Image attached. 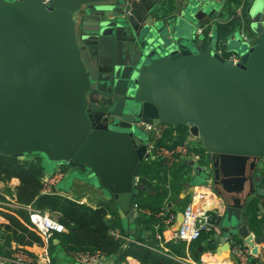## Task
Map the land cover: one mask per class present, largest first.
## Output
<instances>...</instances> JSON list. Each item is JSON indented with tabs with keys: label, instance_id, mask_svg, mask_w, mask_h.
Wrapping results in <instances>:
<instances>
[{
	"label": "water",
	"instance_id": "95a60500",
	"mask_svg": "<svg viewBox=\"0 0 264 264\" xmlns=\"http://www.w3.org/2000/svg\"><path fill=\"white\" fill-rule=\"evenodd\" d=\"M244 1L0 0V155L88 173L135 224L146 126H185L206 162L189 190L210 182L220 198L217 254L236 236L257 254L245 217L264 203V0Z\"/></svg>",
	"mask_w": 264,
	"mask_h": 264
},
{
	"label": "trees",
	"instance_id": "16d2710c",
	"mask_svg": "<svg viewBox=\"0 0 264 264\" xmlns=\"http://www.w3.org/2000/svg\"><path fill=\"white\" fill-rule=\"evenodd\" d=\"M222 28H224V26L220 27V29ZM231 55V53H227L225 56L229 58ZM162 127L163 129L160 135H154L152 138L155 145L154 148L156 149L162 147L169 149L176 148L183 144L189 136L188 128L185 126L162 125ZM159 128L160 127H158V129ZM176 129L180 132L178 138L173 136V132L176 131ZM192 150L196 153L204 154V148L202 152L197 147H193ZM158 161L159 162H151L148 164L144 163L142 165L140 170V182L144 183L145 186L148 182L151 186L150 181L153 182L162 174L168 173L165 162ZM187 166L188 163L184 162L181 168H186ZM170 171L173 172L174 168ZM168 177L169 174L165 176L167 179ZM14 178L20 180V185L15 190V196L20 203L24 205L32 204L52 215H59L57 221L65 227L66 232L55 234V239H58L59 243L55 244V241L52 240L50 242L51 249L55 250L60 248L68 257L69 255L75 257L77 254L86 252H99L105 259L114 260L115 262L132 256L138 259L142 264H179L172 259L161 256L151 248L142 245L141 241H143V238L138 236V230L130 234L124 229L123 225L120 223L121 219L117 211L113 209L115 206L113 200H111L109 204H102L94 209L87 204L79 203L76 200L65 198L57 194H42L45 169L40 155L26 156L24 159L0 155V182L7 183ZM174 183L178 195L181 191V186L179 185L180 179L175 178ZM156 187L163 193L161 196H167L169 193V187L166 183L159 184ZM140 195L141 191L139 192L135 204H137L141 210H149L153 214L152 217H148L142 211L138 214L136 220L138 225L142 226L144 231L151 232V236L145 237L147 241L143 242L157 245L158 242L155 239V229L152 227L154 223L159 222L161 225L160 230L162 231V220L156 219V214L164 211L163 201H161L162 198L151 196L140 199ZM143 195L146 196V193ZM188 202L189 200L187 203ZM251 209V212L254 213L253 211L258 209V204L253 203ZM108 215L112 216V220H107ZM24 216L26 217L25 214ZM1 217H3L8 224H0V229L3 227L5 232H9L11 236L8 235L4 244L0 242V257L9 258L11 256L8 249L13 240L18 243L27 240L29 245L43 244L42 240L35 233L24 227L14 216L3 214ZM130 238H133L135 242L126 240ZM150 239H153L152 242L149 241ZM185 245L184 242H172L168 245L169 253L175 257H184ZM211 246L214 247L213 245ZM74 262L78 264L77 261ZM55 264H57L56 259Z\"/></svg>",
	"mask_w": 264,
	"mask_h": 264
},
{
	"label": "crops",
	"instance_id": "0c3cea01",
	"mask_svg": "<svg viewBox=\"0 0 264 264\" xmlns=\"http://www.w3.org/2000/svg\"><path fill=\"white\" fill-rule=\"evenodd\" d=\"M250 0H245L244 4L245 6H247L248 2ZM228 19V18H226ZM220 20L218 24H223L225 22H227V20ZM230 20V19H229ZM160 128L159 130V134H155L156 136L160 135V132L162 131L163 127L159 126ZM179 130V129H178ZM179 133L176 129V131L173 132V136L175 138H178ZM188 138H192L189 130H188ZM155 146L154 145V141L151 140V147ZM191 147H190V151H191ZM44 160V159H43ZM42 160V161H43ZM162 161V160H161ZM151 162H159L158 160H152L150 158H146L144 163H151ZM166 163V161H164ZM185 161L180 160L179 158H175V160L173 161V165L172 166H167V172L166 174H162L159 178H156L153 182L150 181L151 186L147 184L145 186L144 183L140 182V174L136 179V182L138 184H142L146 189L141 191V195H140V199H144L145 197H161V201H163V210L159 212L158 214H156V219L158 220H162V231L160 230V223H154L153 224V229H155V239L158 242L157 245H152V244H148L147 242H143V241H147L145 239V237H149L151 236V232L148 231H144L142 226H139L137 221L135 222V224L131 223L130 219L128 217H122L121 213H120V206L117 203V201L113 200V202H115V208L117 211L118 216L120 217L121 221V225H123L124 229H126L130 234H133L135 232H137L138 230V236H140L141 238H143V241H141L142 245H145V247H149L152 250H154L155 252L157 251L161 256L166 257L167 259H172L174 262L179 263V264H222L225 261L229 260L231 263L233 264H237L236 260L234 258L231 257L230 253L229 254H224V255H220L217 254V249L220 248V244H216L211 242L212 238H213V233L207 231L206 233H204L202 235V237L188 245H185V256L184 257H175L171 254H164L165 252H161V246L162 245H166L168 247V245L173 241V235L174 232L177 230L178 228V217L179 214L183 213L184 208L187 204V201L189 200L190 197V192H192V188L189 190V186L188 184L192 181V178L195 176V168L191 165V162L193 161H189L188 166L186 168H181L182 163H184ZM195 165L198 166H206V162L205 159H201L198 161L194 162ZM167 164V163H166ZM43 167L45 169V178L43 179V181L51 176L50 173L47 171V167L43 162ZM174 168V171L171 172L170 170ZM170 171V172H169ZM259 171H260V175H262L264 177V161L260 164L259 166ZM167 174H169L168 179L165 178V176H167ZM175 178H179L180 179V183L179 185L181 186V191L179 192V194L177 195L176 193V186H175ZM138 180V181H137ZM62 182V181H61ZM60 182V183H61ZM59 183V184H60ZM166 183L167 186L169 187V193L167 194V196H161L163 195V193L161 192V190L157 189V185L159 184H163ZM59 184L55 187V194L63 196L65 198H69L71 199L70 195L72 196L73 194V190H70L68 188L64 187H60ZM262 184L264 185V179L262 181ZM20 185V180L18 178H14L11 181L7 182V183H2L0 182V192H2L5 196L7 197H16L15 196V190L16 188ZM91 186V192L89 193H83L81 194V196L77 197L80 199V203L83 204H87L89 206H91L92 208L96 209L97 207L101 206L102 204H108V200L110 201L111 199H109L105 193H103L102 191L98 190V188H96L95 186H93L92 184H89ZM205 185H209L210 187H212L214 190L215 188L210 184V182H207L205 184H201L198 186H205ZM146 193V196H144L143 194ZM216 193V191H215ZM217 197V202L220 203V198L218 196V194H216ZM182 199L179 202V199ZM99 199L101 200L99 201ZM97 201V203H96ZM263 201L261 199H255L254 198V203L258 204V209L254 210V213H250L249 216L245 217V225H247V228L250 232V234H252L254 237H259V236H263L264 235V203H262ZM91 203V204H90ZM135 204V203H134ZM220 210V204H219V209ZM142 211L144 212V214H146L148 217H152V213L149 210H141V209H137V215L139 214V212ZM164 213V217L161 216V214ZM219 213V212H218ZM24 214L26 215V217L24 216ZM3 215V214H2ZM0 214V224H4L7 225L8 223L6 222V220L1 217L2 216ZM175 216V220L171 221L169 224L165 223V221H163L164 218L168 217V216ZM217 215V214H216ZM15 218H17L24 227L28 228V214L26 211H20L19 213H16L15 215H13ZM112 216L108 215L107 220H112L111 219ZM150 226V225H149ZM151 229V227H150ZM157 234H160L162 236L163 239H158L157 238ZM8 235L11 236V234L9 232H5V229L2 227V229H0V242L2 244L5 243ZM236 238V240L247 243V238L242 237V236H236L234 237ZM148 239V238H147ZM54 241L56 240L55 237L53 239ZM129 242H135L133 240V238L131 239H126ZM153 239H150L149 241L152 242ZM58 244V243H55ZM211 245H213L214 247H212ZM202 246L203 249H200V247ZM193 247V248H192ZM21 249L24 250L26 253H28L30 256H32L35 260V262L37 264H55V259L57 261V264H61V259L65 260V264H75L74 261V257H72V255L66 256L64 252H62V249L57 248L55 250L51 249L50 247V243L46 244L43 243L42 245H37V244H33V245H29L27 243V240H24V242L22 243H18L17 241H12L10 248L8 249L10 252V255L12 256V254L14 253V251L16 249ZM10 256V257H11ZM9 257V258H10ZM0 258H5V257H0ZM72 258L73 261L70 259ZM71 260V261H70ZM252 261L255 264H264V244H261L258 246V253L254 254L252 251ZM72 262V263H71ZM109 264H142L138 259L132 257V256H128L125 259H122L118 262H115L114 260H109Z\"/></svg>",
	"mask_w": 264,
	"mask_h": 264
},
{
	"label": "built area",
	"instance_id": "2783aa9c",
	"mask_svg": "<svg viewBox=\"0 0 264 264\" xmlns=\"http://www.w3.org/2000/svg\"><path fill=\"white\" fill-rule=\"evenodd\" d=\"M46 5H50L51 0H44ZM246 26V25H243ZM246 27H243L244 39L250 38L245 32ZM219 53H222L219 51ZM234 63L239 62V58L233 53L229 58ZM151 129L155 134H159L158 127L146 126ZM187 138V140L177 146L176 148H150L149 158L152 160L166 161V165L172 166L175 158H179L182 161H198L203 159L204 154L194 152L190 147L200 141L199 138L193 137ZM64 173L58 170L52 176L47 177L44 181V188L42 194L52 195L55 194V187L63 180ZM138 181V180H137ZM135 209L139 210V206L135 204ZM219 203L215 190L209 185L193 187L190 193L189 202L184 208L183 219L178 224L177 230L174 232V242H184L186 245H190L198 241L204 233L208 231V219L210 215L219 214ZM26 211L28 214V229L35 233L43 243L49 244L55 237V234L65 233V227L57 221L47 211H43L32 204L24 205L20 203L16 197H7L0 192V214L15 215L20 211ZM161 216H165L164 213ZM175 220V216L171 215L164 219L165 223L169 224ZM157 238L163 239L160 234H157ZM231 245L230 255L234 258L237 264H255L252 261V247L247 243L236 240L232 237L228 239ZM154 251V250H153ZM157 252V251H156ZM161 252L164 254H170L166 245L161 246ZM76 261L78 264H109V260L105 259L99 252H86L77 254ZM0 264H37L32 256L26 253L24 250L16 249L10 258H0ZM222 264H233L229 260Z\"/></svg>",
	"mask_w": 264,
	"mask_h": 264
},
{
	"label": "rangeland",
	"instance_id": "374dc122",
	"mask_svg": "<svg viewBox=\"0 0 264 264\" xmlns=\"http://www.w3.org/2000/svg\"><path fill=\"white\" fill-rule=\"evenodd\" d=\"M244 25H246V23H244ZM245 32L247 33V35L249 36H252L249 28L247 27L246 29H244ZM238 38L242 39V41H246L243 37V33L240 32V33H237V36ZM242 37V38H241ZM230 54V53H229ZM233 54V53H231ZM193 147H197L201 152L203 151V145H202V142L201 141H197ZM41 159L43 160L44 164L46 165L47 167V171L50 173V175H54L55 173L58 172V170H61L63 173H64V178L62 180V182L59 184L60 187H66L70 190H73V194L72 196L70 195L71 199L73 200H76L77 202H81L79 198V196H81V194H83L84 192L87 194L89 192H91V186L89 185L88 181L89 179H87V176H88V173H84V172H80L78 169H75V168H69L65 165H58L57 163H49L46 161V159L41 156ZM194 184L197 185H201V184H205V182L201 181V180H196L194 182ZM101 199H99L100 201ZM102 202V200H101ZM109 203H111V200L109 201ZM97 203V201H96ZM108 203V204H109ZM91 204V203H90ZM114 210H116L115 207H113ZM59 215H53V217L55 219H57ZM75 260H76V256L74 257ZM72 261L73 259L70 258ZM61 264H65V260L64 259H61ZM70 260V261H71ZM72 263V262H71Z\"/></svg>",
	"mask_w": 264,
	"mask_h": 264
},
{
	"label": "flooded vegetation",
	"instance_id": "af4514ba",
	"mask_svg": "<svg viewBox=\"0 0 264 264\" xmlns=\"http://www.w3.org/2000/svg\"><path fill=\"white\" fill-rule=\"evenodd\" d=\"M89 184H91V182L89 180H87Z\"/></svg>",
	"mask_w": 264,
	"mask_h": 264
},
{
	"label": "bare ground",
	"instance_id": "6f19581e",
	"mask_svg": "<svg viewBox=\"0 0 264 264\" xmlns=\"http://www.w3.org/2000/svg\"><path fill=\"white\" fill-rule=\"evenodd\" d=\"M221 263V262H220ZM220 263H218V264H220Z\"/></svg>",
	"mask_w": 264,
	"mask_h": 264
}]
</instances>
